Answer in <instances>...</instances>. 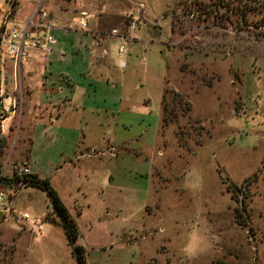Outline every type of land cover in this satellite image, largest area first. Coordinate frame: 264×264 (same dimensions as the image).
<instances>
[{
  "label": "rangeland",
  "instance_id": "obj_1",
  "mask_svg": "<svg viewBox=\"0 0 264 264\" xmlns=\"http://www.w3.org/2000/svg\"><path fill=\"white\" fill-rule=\"evenodd\" d=\"M41 6L50 52L0 71L2 174L47 179L87 264H264V0ZM12 202L0 264H75L43 190Z\"/></svg>",
  "mask_w": 264,
  "mask_h": 264
},
{
  "label": "built area",
  "instance_id": "obj_2",
  "mask_svg": "<svg viewBox=\"0 0 264 264\" xmlns=\"http://www.w3.org/2000/svg\"><path fill=\"white\" fill-rule=\"evenodd\" d=\"M6 3V10L0 15V71L4 70L6 62L10 63L12 79L15 81V75L19 68L21 59L30 56V51H36L40 54L50 52V46L53 39L49 33L51 24L48 20L47 12L41 6V0H26L32 2L29 15L23 20L18 21L11 14L16 6L15 0H3ZM90 16V12L78 10L77 14L72 16V21L79 29L86 26V18ZM135 21L131 20L128 28L134 26ZM113 31V30H112ZM121 39V36L118 35ZM123 46L118 43L116 46V54L121 55ZM122 64V60L118 61V65ZM15 87V82H14ZM2 90L0 88V111H1ZM27 165L19 164L11 167L9 175L2 174L0 169V223L7 222L13 217L15 212L12 196L15 190L21 185V179L24 175L29 174ZM3 178H7L4 180ZM21 218H27L25 212L20 214ZM38 228V224H36Z\"/></svg>",
  "mask_w": 264,
  "mask_h": 264
},
{
  "label": "trees",
  "instance_id": "obj_3",
  "mask_svg": "<svg viewBox=\"0 0 264 264\" xmlns=\"http://www.w3.org/2000/svg\"><path fill=\"white\" fill-rule=\"evenodd\" d=\"M184 106L186 109L188 107V104L184 103ZM0 146H1V140H0ZM3 179L6 180L7 178H3ZM23 184L34 185L44 191L49 201L51 212L60 223L65 238V242L69 246V252L73 258L74 263L87 264L86 261L84 260L83 248L80 245L74 243L76 238L74 221L69 216L66 208L61 203V201L59 200L53 189L49 186L47 179L40 178L36 174L29 173L24 175L23 178L21 179V185Z\"/></svg>",
  "mask_w": 264,
  "mask_h": 264
},
{
  "label": "clouds",
  "instance_id": "obj_4",
  "mask_svg": "<svg viewBox=\"0 0 264 264\" xmlns=\"http://www.w3.org/2000/svg\"><path fill=\"white\" fill-rule=\"evenodd\" d=\"M204 242V237L194 233L190 238L189 242L185 245L183 251L188 255H194L196 252L202 250L201 244Z\"/></svg>",
  "mask_w": 264,
  "mask_h": 264
},
{
  "label": "crops",
  "instance_id": "obj_5",
  "mask_svg": "<svg viewBox=\"0 0 264 264\" xmlns=\"http://www.w3.org/2000/svg\"><path fill=\"white\" fill-rule=\"evenodd\" d=\"M25 2H28V1L23 0V2H21V3L19 4L18 8L16 9V14H17L18 11L23 7V4H24ZM30 8H31V7H30ZM30 8H29V10H30ZM29 10L26 12V14H25L24 17L22 18V20H23L26 16L29 15ZM35 52H36V51H35ZM36 53L40 54L39 52H36Z\"/></svg>",
  "mask_w": 264,
  "mask_h": 264
}]
</instances>
